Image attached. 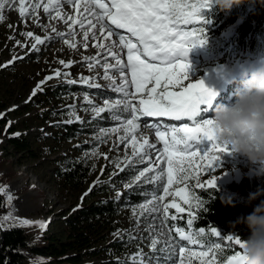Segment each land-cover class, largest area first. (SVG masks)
I'll return each instance as SVG.
<instances>
[{
	"label": "rangeland",
	"instance_id": "rangeland-1",
	"mask_svg": "<svg viewBox=\"0 0 264 264\" xmlns=\"http://www.w3.org/2000/svg\"><path fill=\"white\" fill-rule=\"evenodd\" d=\"M37 2L39 0H25V6L35 5ZM48 2L49 0H42L41 7L36 9L35 12H33L31 7H28V13L24 19L20 17L17 10L19 7L18 3L15 6L11 4L5 5L2 13L3 20L0 21V99L4 100L8 105L7 107H9L5 114L9 113L12 122L18 125L19 134L23 135L31 143V149L36 157H32L28 153L21 155L12 152L11 154L8 151L11 152L12 150H7L10 148H0L3 155L0 157V169H3L0 171V186H5L4 194L6 198L11 195L14 203H17L16 209H13L11 204L9 205L13 215L33 222L32 225L34 226H36V222H46L47 228L43 230L45 235H61L63 229L62 220L68 216V212L80 206L81 197L84 198L86 192L89 195L91 192L89 191L90 188L92 190L102 182H109L114 175L121 172V168L124 169L127 165H138L146 169L152 163L159 170L165 169L166 164H155L156 150H162L163 144L157 141L155 129L145 127L146 124L150 123L142 117L139 121L140 127L135 132V136L142 143L143 141L138 133L144 130L143 138H147L149 144L153 146L151 149H145V153H142V155H145V163H137L140 157L133 156V150L128 141L120 142L119 137L125 134L122 128L118 133L101 135L102 129L109 130L119 127L121 122L125 120L113 119V116H117V112L123 105H119L112 112L105 111L99 117H96L91 110L93 106L104 107L105 100L109 103H114L117 99H124L122 93L113 90L114 87L121 84V75L119 71L112 72V69L109 68V75L113 76L112 78L115 80L113 85L111 79L102 77V74L105 73V69L102 66L94 67L96 66L94 64L90 70L89 62L82 63L86 56L81 52L79 54V42L66 37L67 29L59 32L63 33V36L55 33L56 21L59 18L50 19V16H55V14H46L44 12L43 5L48 4ZM88 19L93 20V23H95L93 17L88 16ZM86 23L87 21H85V28ZM74 27L75 25H71V30ZM96 29L98 30V26ZM28 32L45 40L43 44L36 45V48L39 49L38 51L33 49L34 39L24 35ZM91 33L89 32L88 39ZM98 36H100L99 30ZM47 37H51V40L46 39ZM80 39L84 40V34ZM64 40L70 41L76 47L70 48L64 43ZM113 40L117 42L114 52L118 54L127 53L126 49L123 52L119 49L116 37ZM92 43L96 44L97 40H92ZM112 43V41H109V45L112 46ZM116 48H118L117 51ZM119 57L123 63H127V55ZM183 59L189 65L187 76L190 82L203 81L204 84H209L212 89L216 88L213 87V83H210L211 74L214 70L212 66L205 67L193 60ZM59 61L70 62L71 67L65 68ZM79 63L81 65L75 67ZM241 67L242 65L237 70L241 69ZM230 68L233 70L237 66ZM56 71L61 73L60 77H55ZM124 71L130 81V73L126 68ZM64 73H69L70 75L65 78ZM243 73L244 70H241L240 74L238 72V76L235 75L234 79L239 81ZM49 76L54 78L41 84ZM82 77L89 78L90 82H95L101 87L84 85L80 82ZM69 80L77 81V83H68ZM189 81H185L184 85L186 86ZM37 85H40L41 90H38L36 95L33 96V90L37 89ZM72 89L81 91L73 92ZM208 89L210 90V87ZM232 89L231 94L228 90L224 93L225 95L219 96L220 98L217 96L218 93H215L217 100L214 101L213 110L210 113H206L203 118L191 126L194 127L205 120L211 119L217 106L233 103L236 84L232 86ZM174 90L179 91L180 89ZM128 91L134 92V88L130 83ZM56 92H60V94L54 95ZM86 96L91 103L85 100ZM206 99L208 100L210 97ZM206 99H203V101ZM133 103L136 102L133 101ZM73 109L76 116L80 118L79 120L69 115ZM126 113L128 114L127 119L131 118V113ZM69 120H72L71 123L75 122L83 125L94 124L90 126L92 135H80L76 140H69L65 128L62 127L63 122L68 123L67 121ZM103 121H109L111 125L106 127L104 125L108 124H104ZM161 130H164V128L161 127ZM1 142L5 143L4 140L0 139ZM83 144L92 146L89 154L97 162L99 172L82 189L68 192L58 186L59 181L55 176V169L57 163L65 156L80 157L86 155V152L82 150ZM183 147L185 146H181V149ZM187 147H189V150L199 151L201 155H204L210 151L212 141L205 137H197L194 140H189ZM94 151L96 154L92 155ZM219 155L220 159L215 165L216 171L211 173V175L218 177L217 183L219 185L239 182L242 175L248 171V168L254 173L246 159L235 156L231 152ZM105 156H107V159H105ZM194 167L195 165H193ZM226 175H231L235 178V181L223 183ZM200 178L203 182L205 179L211 178V176H205L202 173ZM189 182L190 179L184 184L173 185L171 190L184 188ZM117 193L120 194V190L113 187L109 196L118 197ZM175 199L177 201L180 198L175 197ZM172 200L173 197L169 196L164 203H170ZM159 204L160 202L157 201L155 205H149V208L159 207ZM141 212V208L137 213L124 212L118 221L124 231H129L135 239L140 240L138 249L143 254V260L146 264H157L155 258H149L159 256V264H178L179 249L173 252L172 248L166 245V252H163L166 255L155 254L151 251L150 245L146 240V234L150 231V228L146 225V220H143ZM138 221L139 226H137ZM117 236L112 235L109 239L114 240ZM222 243L227 244L228 241L224 240ZM102 245L103 243L99 244L98 247H102ZM171 253L175 256H169ZM165 257L171 258L165 259ZM95 260L99 261V259Z\"/></svg>",
	"mask_w": 264,
	"mask_h": 264
},
{
	"label": "snow or ice",
	"instance_id": "snow-or-ice-1",
	"mask_svg": "<svg viewBox=\"0 0 264 264\" xmlns=\"http://www.w3.org/2000/svg\"><path fill=\"white\" fill-rule=\"evenodd\" d=\"M75 9L76 13L81 18H74L71 14L67 16L68 20L72 21V25L79 24L81 29H85V21L90 26L84 31V40H88L89 32H92V39L97 40L102 38L104 41H112V46L107 47L108 55L115 59V66H118L117 70L121 75V84L113 88L114 91L122 93L124 99H117L114 103H109L105 100L104 107L93 106L91 109L96 117H99L101 113L108 111L112 112L113 109L118 108L119 105H123L124 112H130L131 118L125 119L121 122L119 127H114L109 130H101V135L118 133L121 128L124 131V136L119 137L121 143L128 141V144L132 147L133 156H139L140 159L137 163H145V149H151L153 146L149 144L147 138H142V143L137 140L135 132L140 127L139 121L141 117H153V118H167L171 121H182L180 126H164V130L157 123L146 124L145 127L155 129V135L158 142L163 144L162 150H156L155 164H166L165 169H159L150 163L149 167L141 170L132 181L125 183V187L131 189L134 184H137L142 178L145 179V183H157L164 181L166 183L162 187V195H157L155 191L152 193V198L146 201L144 204L138 205L142 209L141 215L144 211L148 212H161L164 221L169 219L176 220V215H169V209H175L176 213H183L186 211L184 207H181L180 203H177L175 197H179L183 204L188 206V220L187 225L192 227L193 221L196 218L193 208H199L202 206L199 198H193L190 195V191L187 186L177 190H171L173 185L184 184L189 179L196 180V187L202 190H214L216 188V175H211L216 171V163L220 159L219 154L230 153L227 145H221L216 142L212 120H205L201 124L196 126H189L185 121L192 120L197 115L199 105L203 103L204 97H212L215 94L205 87L203 81L190 82L187 76L189 65L184 62L183 58H186L192 48L203 45L205 43L202 39L204 33L203 27L192 28L187 30L188 25L203 24L205 23L202 13L209 10L212 6V0H66ZM18 3V12L22 19H24L28 13V7H31L33 12L41 7L42 0H39L35 5L25 6V0H0V21L3 20V10L5 5L11 4L15 6ZM61 5L59 0H49L48 4L43 5L44 12L50 13L55 11V16H50V19H64L60 12ZM83 8V12H81ZM87 13L88 16L93 17V20L88 19V16H84ZM11 26V25H10ZM98 30L100 37H97L93 29ZM114 26V27H113ZM71 29V26H70ZM114 29H122L130 35H122L116 32ZM55 31V29H53ZM27 37L34 39L35 44L33 49L38 51L36 45L43 44L44 39L34 36L33 33H25ZM57 35L63 36V33H57ZM118 39V47L121 51L127 50V63H123L121 58L113 51V48L117 46L116 40ZM46 39L51 40V37ZM70 48H75L76 45L68 40H64ZM85 49L88 47L87 43L84 45ZM93 47L105 49L106 45L103 42L93 44ZM106 59V58H105ZM93 61L89 63V69L94 66L95 63H99L94 57H86L85 61ZM65 68L71 67V63L65 61H59ZM105 69L104 79H111L112 84H115V80L109 75V68L114 65L107 62L102 65ZM125 68L128 70L131 76L129 81L125 75ZM59 71L55 72V77H60ZM70 74L64 73L65 78ZM54 77L49 76L42 81L41 84L46 83L47 80H51ZM185 81H189L186 86ZM81 83L89 87H101L95 82H90L87 77L81 78ZM68 83H77V81L69 80ZM129 83L134 88V92L128 91ZM151 85V87H149ZM174 89H180L175 91ZM41 90L40 85H37V89L33 90L32 95L35 96L37 91ZM88 103V97H85ZM135 101L136 103H133ZM210 103V101H209ZM71 117L76 120L80 118L76 116L75 110L69 113ZM113 119L119 120V116H113ZM71 123L72 120L67 121ZM11 122H9V126ZM14 135H19L15 133ZM130 137V139H129ZM197 137H205L209 141H212V147L209 152L201 155L199 151L189 150L188 141L194 140ZM181 146L183 149H181ZM94 151L92 155H95ZM107 159V156H105ZM131 162V161H129ZM193 165L195 167L193 168ZM119 167V165H117ZM120 171H124L123 168ZM146 173H155L151 177H147ZM205 176H211V178L201 181V174ZM6 190L5 186H0V194ZM91 191V188L89 189ZM85 196L88 195L86 192ZM119 193L117 196L119 197ZM169 196L173 197L170 203H164L165 199ZM13 197L7 196L6 204L10 205ZM193 199L196 203L193 204ZM83 201V197H81ZM157 201L160 202L159 207H151L149 205H155ZM75 211V209H74ZM135 214V213H134ZM5 221H13V223L7 225L8 227H24L31 226L33 222L26 219H20L13 217L11 213L0 217V229L5 228ZM42 231L47 228L46 222H36ZM139 226V221L137 222ZM176 234L181 241H187L189 245H200V250H194L185 245L179 246V260L178 264H193V260H197L199 264H243L244 257L242 255V249L244 247V238L234 233L223 237L229 242V246H238V250L234 254L226 257L224 261L218 260L217 253H222L223 248L220 244L210 245L207 248L200 243L198 237L204 234V229H199L198 232H185L182 228H176L172 226ZM172 229H169V233ZM212 235L220 237L219 232L215 227L210 229ZM160 235H164L163 229H161ZM134 239V238H133ZM169 239H171L169 235ZM160 243L159 239L152 238L150 243V249L153 253L166 252V248H157ZM169 248H172L173 252L176 250V245L168 244ZM139 258V259H138ZM155 258L157 264H159L160 257ZM171 257H165L170 259ZM133 264H146L143 260L142 252L136 253L133 257ZM43 264V262H41Z\"/></svg>",
	"mask_w": 264,
	"mask_h": 264
},
{
	"label": "trees",
	"instance_id": "trees-1",
	"mask_svg": "<svg viewBox=\"0 0 264 264\" xmlns=\"http://www.w3.org/2000/svg\"><path fill=\"white\" fill-rule=\"evenodd\" d=\"M205 23L188 25L187 30L203 27L202 39L205 43L191 49L187 60H193L205 67L218 65H234L248 60L264 57V3L261 0H244L239 5H233L228 11H221L212 4L209 10L202 13ZM68 89V88H67ZM73 92L81 90L72 89ZM60 92L54 93L58 95ZM0 99V148L12 150L21 155L30 154L36 157L31 149V143L18 132V125L12 122L9 113L5 114L9 107ZM4 114V115H3ZM3 115V116H2ZM120 119H127L128 114L123 107L117 112ZM9 122L11 125L9 126ZM104 126H110L109 121H103ZM90 125L80 123L63 122L69 140H76L80 135H92ZM86 155L80 157L65 156L57 163L55 176L58 186L68 192L82 189L99 172L97 162L89 152L92 146L82 145ZM0 151V157H2ZM22 162V161H21ZM145 168L138 165H127L124 171L114 175L109 182L95 186L89 195L83 198L80 206L68 212V216L62 220L61 235H45L37 226L8 227L13 221H5V228L0 229V264H133L132 257L140 252L138 246L140 240L135 239L129 231H124L118 219L124 212H139L138 205L144 204L152 198L155 191L162 195V187L166 180L157 183H145L142 178L131 189L125 187V183L132 179ZM3 169H0V171ZM155 173H146L151 177ZM120 190L119 197H110L111 189ZM190 195L198 197L202 206L193 208L196 218L191 228L187 225L188 206L178 199L181 207L186 209L183 213L169 209V215H176V220L164 221L167 227L161 224L163 215L161 212L150 213L144 211L142 218L150 231L146 234V240L150 245L152 238L159 239L157 248H165L168 244L180 245L199 251L200 245H189L187 241H181L172 226L182 228L185 232H198L203 228L204 234L198 237L201 244L207 248L210 245L220 244L222 253H217L218 260L224 261L227 256L234 254L238 246H229L222 242L228 235L237 233L244 239L249 236L246 226L238 224L240 217L250 214L254 207L264 200L261 196L258 200L248 204V197L258 191L264 192V176L257 177L250 171L245 172L239 182L228 185H219L216 180L214 190H202L196 187V180L190 179L187 184ZM6 196L0 194V217L12 214L10 206L6 204ZM224 199H231L233 206L222 203ZM196 200L193 199V204ZM13 217H17L12 214ZM19 218V217H17ZM21 219V218H20ZM215 227L220 237L212 235L210 229ZM163 229L164 235H160ZM169 229L172 231L169 233ZM118 235L114 240L110 236ZM169 235L171 239H169ZM134 238V239H133ZM103 243L102 247H98ZM172 251V250H171ZM155 254L166 255L161 252ZM169 256H175L171 253ZM95 259H99L96 261ZM139 259V258H138ZM163 260V259H162ZM193 264H199L193 260Z\"/></svg>",
	"mask_w": 264,
	"mask_h": 264
},
{
	"label": "clouds",
	"instance_id": "clouds-1",
	"mask_svg": "<svg viewBox=\"0 0 264 264\" xmlns=\"http://www.w3.org/2000/svg\"><path fill=\"white\" fill-rule=\"evenodd\" d=\"M243 2L212 0L221 11H228ZM234 83V102L214 109L211 120L215 140L227 145L231 154L246 159L257 177L264 176V63L252 66ZM261 196H264L262 191L250 194L248 204ZM222 203L235 206L231 199H224ZM237 223L249 231L241 250L243 264H264V200L250 214L238 218Z\"/></svg>",
	"mask_w": 264,
	"mask_h": 264
},
{
	"label": "bare ground",
	"instance_id": "bare-ground-1",
	"mask_svg": "<svg viewBox=\"0 0 264 264\" xmlns=\"http://www.w3.org/2000/svg\"><path fill=\"white\" fill-rule=\"evenodd\" d=\"M59 4L61 5V7H60V12H61V15L64 17V19H57V21H56V31H55V33H59L61 30H63V29H67L68 30V32H67V34H66V37H68L69 39H74V40H77V42H79V44H78V52H79V54H80V52L81 53H83V54H85V56L86 57H94L96 60H99V63H95V65L96 66H94V67H101L104 63H108V64H111V63H113L112 65H114V67H112L111 69V71L112 72H117L118 70H117V68H118V66H115V59L112 57V56H110V55H108V53H107V47H110L111 45H109V41H104L102 38H100V39H97V43H100V42H103L105 45H106V48L105 49H101V48H97V47H93V43H92V33H91V35L89 36V39L87 40V41H84V40H82V39H80L81 38V36H83V34H84V29H81L80 28V26H79V24H76L75 25V27L73 28V30H71L70 29V26L72 25V21L71 20H68L67 21V23H65V20H67V16L69 15V14H71L73 17H79L78 16V14L76 13V11H75V9L73 8V6L71 5V4H69V3H67L66 2V0H59ZM81 12H83V8H81V10H80ZM50 13H54L55 14V11L54 10H52V11H50ZM88 14L87 13H84V16H87ZM82 18V17H81ZM90 26L86 23V28L85 29H87V28H89ZM95 33H96V35H97V37H100V36H98V30L97 29H95V30H93ZM117 32V31H116ZM84 41V42H83ZM87 43V45H88V47L85 49V47H84V45ZM96 43V44H97ZM118 50V48H116V51ZM113 51H114V48H113ZM123 52V51H122ZM118 56H125V55H127L125 52H123V54H118V53H116ZM85 57V58H86ZM106 58V59H105ZM93 63V61H91V60H89V61H85V59L83 60V62L82 63ZM258 64H262V63H256V64H254V65H258ZM81 64L79 63V64H77L75 67H79ZM253 65V66H254ZM252 67V66H251ZM251 67H249V68H251ZM249 68H247V69H245V68H243V70L245 69V71H247ZM70 69V68H69ZM94 69V68H93ZM92 69V70H93ZM104 75H105V73H103L102 74V77H104ZM112 75V74H111ZM111 77H113V76H111ZM234 77V72H233V74L230 76V78L228 79V80H226V82L221 86V87H223L224 88V86L225 85H227V87L229 86V85H231L232 83H230L229 81H230V79H232ZM205 85V87L206 88H209L210 87V90H211V92L212 93H218L219 91H220V89H221V87H220V84L217 86V88H211V86L209 85V84H207V83H205L204 84ZM220 87V88H219ZM226 87V88H227ZM219 88V89H218ZM215 89V90H214ZM217 96H218V94H217ZM217 96L215 97V95L214 96H212V97H210V99H206V98H203V99H206V100H204V102L206 103L207 101H212V108H211V110L210 109H208L210 112L213 110V105H214V101H216L217 100ZM205 103H201L199 106L200 107H204V104ZM209 112V113H210ZM144 120H150V118H148V117H142ZM138 135H139V137L142 139L143 138V136H144V130H141L139 133H138ZM231 181H235V178L234 177H232L231 175H226L225 176V178H224V180H223V183H229V182H231ZM16 205H17V203L15 202L14 203V200H12V202H11V206H12V208L13 209H16Z\"/></svg>",
	"mask_w": 264,
	"mask_h": 264
},
{
	"label": "water",
	"instance_id": "water-1",
	"mask_svg": "<svg viewBox=\"0 0 264 264\" xmlns=\"http://www.w3.org/2000/svg\"><path fill=\"white\" fill-rule=\"evenodd\" d=\"M230 74V69L228 66L226 65H220L218 67L215 68V70L212 73L211 76V81L212 82H219L221 83L222 81H224ZM221 80V81H219ZM217 86V85H216Z\"/></svg>",
	"mask_w": 264,
	"mask_h": 264
}]
</instances>
